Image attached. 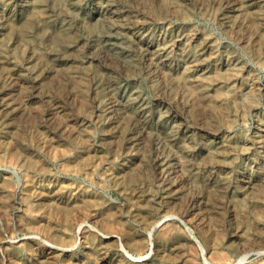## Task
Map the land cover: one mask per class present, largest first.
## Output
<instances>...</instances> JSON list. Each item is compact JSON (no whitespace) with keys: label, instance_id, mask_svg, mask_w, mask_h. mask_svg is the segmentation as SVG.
<instances>
[{"label":"rangeland","instance_id":"374dc122","mask_svg":"<svg viewBox=\"0 0 264 264\" xmlns=\"http://www.w3.org/2000/svg\"><path fill=\"white\" fill-rule=\"evenodd\" d=\"M247 253L264 264V0H0V264Z\"/></svg>","mask_w":264,"mask_h":264},{"label":"bare ground","instance_id":"6f19581e","mask_svg":"<svg viewBox=\"0 0 264 264\" xmlns=\"http://www.w3.org/2000/svg\"><path fill=\"white\" fill-rule=\"evenodd\" d=\"M254 38V37H253ZM263 38V37H262ZM249 43V42H248ZM171 137V136H170ZM217 139H218V142L220 143V142H222L223 140L221 139V137H217ZM164 193H165V200H168V198H172V199H174V198H176V196H177V193L178 192H172V191H169V189H166L165 191H164ZM258 218V217H257ZM262 220V219H261ZM122 222V221H121ZM213 230V229H212ZM131 234H133V232L131 231V230H128L127 231V237H128V235H131ZM128 238H130V237H128ZM129 240V239H128ZM132 240V239H131ZM206 241H207V243L210 245V247H211V249H212V251H213V253H218V254H220L219 252V249H218V243L217 242H215V239L213 238V237H206ZM251 242V241H250ZM139 243L137 242V243H135V246H137ZM239 244H241V242L239 243ZM243 244V243H242ZM231 247L233 248H236V245L234 246V245H231ZM203 248V247H202ZM122 249V248H121ZM203 250H205L204 248H203ZM257 253V252H256ZM259 254V253H258ZM247 255H249L248 253L247 254H243L241 257H239V259L236 261V263H234V264H241L245 259H246V257H247ZM143 256V255H142ZM142 259H136V260H134V261H137V262H139V261H141ZM43 261V260H42ZM41 261V262H42ZM211 264V263H210Z\"/></svg>","mask_w":264,"mask_h":264}]
</instances>
